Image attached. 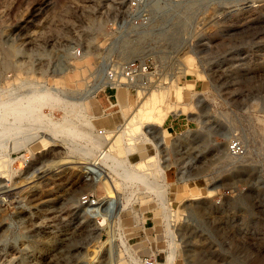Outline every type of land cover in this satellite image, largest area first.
Returning a JSON list of instances; mask_svg holds the SVG:
<instances>
[{
	"label": "rangeland",
	"instance_id": "374dc122",
	"mask_svg": "<svg viewBox=\"0 0 264 264\" xmlns=\"http://www.w3.org/2000/svg\"><path fill=\"white\" fill-rule=\"evenodd\" d=\"M145 4L0 0V264H264V0Z\"/></svg>",
	"mask_w": 264,
	"mask_h": 264
},
{
	"label": "built area",
	"instance_id": "2783aa9c",
	"mask_svg": "<svg viewBox=\"0 0 264 264\" xmlns=\"http://www.w3.org/2000/svg\"><path fill=\"white\" fill-rule=\"evenodd\" d=\"M128 5L125 12L124 20L125 22L136 23L141 19V14L145 7V0H127ZM78 56L82 55L80 49L76 51ZM155 72H153L152 64L147 61L142 60H131L126 64L117 67L116 69H110L105 72L104 80L102 78V83H106V88L117 89L120 86H126L130 89L136 87L146 88L151 85L152 80L155 78ZM106 88H102L99 91H103ZM98 91V92H99ZM99 136H104L106 130H99ZM245 146L240 141H233L229 146V154L232 157H241L245 153ZM98 160L96 161L100 168L102 164L101 160L103 159V152H98ZM100 168H96L92 175L88 178H92L96 182H102L103 176H101ZM103 169V168H102ZM91 181V180H88ZM82 206L86 207H97L99 206L100 210L103 208V200L98 198V196L93 194H86L81 197ZM105 208V207H104ZM145 264H154L152 261L146 260Z\"/></svg>",
	"mask_w": 264,
	"mask_h": 264
},
{
	"label": "bare ground",
	"instance_id": "6f19581e",
	"mask_svg": "<svg viewBox=\"0 0 264 264\" xmlns=\"http://www.w3.org/2000/svg\"><path fill=\"white\" fill-rule=\"evenodd\" d=\"M93 92V91H92ZM94 94V93H93ZM89 95V94H88ZM84 97L85 96H83V97H81V98H83L84 99ZM88 97V96H87ZM80 98V99H81ZM86 122H88V120L86 121ZM93 124V123H92ZM87 126H88V124H87ZM121 126H119V128H120ZM118 128V129H119ZM90 129H93V128H91L90 127ZM160 145H163L164 144V142H163V140H161L160 139ZM97 146L98 147H105V148H107L109 145L108 144H101V143H99V144H97ZM98 152V151H97ZM103 152V151H102ZM92 153V152H91ZM90 152H89V154H91ZM91 156V155H90ZM85 157L87 158L88 156H86L85 155ZM92 157V156H91ZM91 157H89V158H91ZM93 158V157H92ZM96 159V158H95ZM97 159H98V157H97ZM96 164L97 163H95V162H92V163H88V166L89 167H85L86 169L88 168V172H86L85 173V176L84 177H86V179H87V181L88 180H92V178L90 179V178H88L90 175H92L93 174V172L96 170V168L98 167V168H100L99 166H96ZM87 165V164H86ZM106 166H108V165H106ZM114 166V165H113ZM83 168V167H82ZM108 169L110 168L111 170H114V168L112 167V166H108L107 167ZM116 168V167H115ZM109 169V170H110ZM100 170H101V176H105V177H107L108 179H110V181L112 182V185H113V189H115V185H114V183H113V179L111 178V176H109L110 174H108V172L106 173L104 170L105 169H102V168H100ZM116 170V169H115ZM112 172V171H111ZM113 176H115V175H113ZM143 178V177H142ZM114 181H116V180H114ZM94 183V182H93ZM96 184V183H95ZM116 190V189H115ZM105 199V198H104ZM119 200V199H118ZM117 201V200H116ZM117 203L119 204V201H117ZM116 204L114 203V206H115ZM113 206V207H114ZM112 207V208H113ZM117 208V207H116ZM116 208H114V209H116ZM115 211V210H114ZM115 212H117V211H115ZM99 225V224H98ZM99 227V226H98ZM100 229V228H99ZM169 233H171V232H169ZM172 234V233H171ZM170 235V234H169ZM170 237L172 238V235H170ZM128 253V252H127ZM173 263V257L172 256H170V258L168 259V263L167 264H172Z\"/></svg>",
	"mask_w": 264,
	"mask_h": 264
},
{
	"label": "crops",
	"instance_id": "0c3cea01",
	"mask_svg": "<svg viewBox=\"0 0 264 264\" xmlns=\"http://www.w3.org/2000/svg\"><path fill=\"white\" fill-rule=\"evenodd\" d=\"M109 184H110V182H109ZM103 186V185H102ZM110 186H111V188H112V193H113V186L110 184ZM107 197H109V196H105L104 198H107Z\"/></svg>",
	"mask_w": 264,
	"mask_h": 264
}]
</instances>
